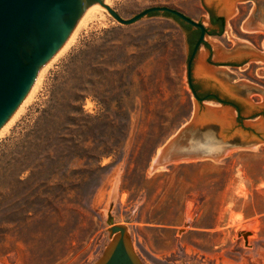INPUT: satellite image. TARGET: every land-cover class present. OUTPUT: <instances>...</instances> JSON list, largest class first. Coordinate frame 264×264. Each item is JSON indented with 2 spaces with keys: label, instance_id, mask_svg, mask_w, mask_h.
<instances>
[{
  "label": "rangeland",
  "instance_id": "rangeland-1",
  "mask_svg": "<svg viewBox=\"0 0 264 264\" xmlns=\"http://www.w3.org/2000/svg\"><path fill=\"white\" fill-rule=\"evenodd\" d=\"M110 5L125 19L169 6L208 28L207 8L219 16L204 0ZM235 7L223 33L206 36L193 79L199 93L237 102L197 74L219 49L264 51V29L246 24L264 20V0ZM102 14L52 64L0 138V264H94L108 243L116 182L112 214L129 225L146 264H264V143L151 172L194 111L187 64L199 29L165 13L127 25ZM219 64L252 99L264 98V61L245 55Z\"/></svg>",
  "mask_w": 264,
  "mask_h": 264
},
{
  "label": "water",
  "instance_id": "water-1",
  "mask_svg": "<svg viewBox=\"0 0 264 264\" xmlns=\"http://www.w3.org/2000/svg\"><path fill=\"white\" fill-rule=\"evenodd\" d=\"M204 1L215 7L219 17L227 19L241 0ZM99 6L121 24H132L154 12H168L200 30L187 64L188 84L196 99L194 111L162 146L157 161L160 166L197 157L219 160L232 149H252L264 143V98L252 99L242 84L233 83L232 74L225 69L227 64H219L245 55L264 61L263 50L249 48L239 55L232 49L222 50V58L202 61L204 72L196 70L199 79L214 83L238 101L213 93L200 96L194 86L193 63L210 35L206 25L169 6L147 7L125 19L104 0H0V132L12 124L36 90L38 78L82 34L86 20ZM263 22L256 27L250 18L246 24L264 29ZM212 98L216 102H207ZM116 194L117 186L112 191L107 217L108 243L94 264H146L135 251L129 225L115 221L112 208Z\"/></svg>",
  "mask_w": 264,
  "mask_h": 264
},
{
  "label": "bare ground",
  "instance_id": "bare-ground-1",
  "mask_svg": "<svg viewBox=\"0 0 264 264\" xmlns=\"http://www.w3.org/2000/svg\"><path fill=\"white\" fill-rule=\"evenodd\" d=\"M104 2H106V3H109L110 4V0H104ZM236 8V7H235ZM236 10V9H235ZM235 10H234V12H235ZM103 11L105 12L106 10L102 7V6H99L90 16H89V18L86 20V23H85V25H84V27H86L87 25H88V23L91 21L92 22V20H94L98 15L99 16H101L100 14H102L103 13ZM234 12L232 13V15L234 14ZM102 15H104V14H102ZM231 15V16H232ZM230 16V17H231ZM264 23V22H263ZM70 47V46H69ZM68 47V48H69ZM67 48V49H68ZM66 49V50H67ZM65 50V51H66ZM64 51V52H65ZM63 52V53H64ZM62 53V54H63ZM61 54V55H62ZM60 55V56H61ZM59 56V57H60ZM223 57V53L221 52V50L219 49V50H217L216 51V58H222ZM58 59V58H57ZM56 59V60H57ZM55 60V61H56ZM54 61V62H55ZM53 62V63H54ZM52 63V64H53ZM52 64H51V66H52ZM202 63H200V65H199V73L201 72V73H203L204 72V70L202 69L203 68V66L201 65ZM50 66V67H51ZM49 67V68H50ZM48 68V69H49ZM48 69L38 78V81H37V86H36V90L33 92V94L31 95V97L29 98V100L26 102V104L24 105V107L22 108V110L19 112V114L17 115V117L15 118V120L20 116V114L25 110V108H26V106L31 102V100L34 98V96H35V94L37 93V91H38V89L40 88V86H41V84H42V81H43V79H44V76L46 75V72L48 71ZM210 104H213V103H210ZM15 120L12 122V124L15 122ZM11 124V125H12ZM11 125L8 127V128H6L5 130H3L2 132H0V138L8 131V129L11 127ZM258 146V145H257ZM257 146H255V148L257 147ZM160 151H161V149L158 151V154L156 155V157L153 159V162H152V164H151V172H155V171H158V170H161L163 167H164V165H159V163H157V161H158V155H159V153H160ZM165 168V167H164ZM115 186H117V182L114 184V187ZM114 187H113V189H114ZM113 189H112V191H113ZM112 195V194H111ZM235 218H237V219H239V220H241L242 219V215L241 214H239V215H237V216H234ZM192 219H193V217L191 216V215H188V219L186 220V224H185V226L186 227H184V228H187V227H189V225H190V223H191V221H192ZM248 226H245V225H242L241 226V228H242V230H243V232H242V235L243 236H247V229H249L250 228V225L249 224H247ZM183 228V229H184ZM252 230H256L257 229V226H255V227H253V228H251ZM241 235V236H242Z\"/></svg>",
  "mask_w": 264,
  "mask_h": 264
},
{
  "label": "trees",
  "instance_id": "trees-1",
  "mask_svg": "<svg viewBox=\"0 0 264 264\" xmlns=\"http://www.w3.org/2000/svg\"><path fill=\"white\" fill-rule=\"evenodd\" d=\"M207 10H208V11L210 12V14H211L210 21H211V26H212V27H210V28L207 27L208 32H209L210 34H212V35H216V34H221V33H223V31H224V29H225V19H224L223 17H219V16L214 15L212 9L207 8ZM153 14H156V12L151 13V15H153ZM165 14L170 15V16H173L174 18L180 20L177 16L172 15L171 13L166 12ZM180 21H181V20H180ZM182 22H183V21H182ZM183 23H185V22H183ZM199 35H200V30H199L198 37L196 38L195 41L192 42V43H193V46H194L195 42L197 41V39L199 38ZM194 86H195V88H196V90H197V92H198V94H199L200 96H204V95H205V94H201V93H199V87H198L196 84H194Z\"/></svg>",
  "mask_w": 264,
  "mask_h": 264
}]
</instances>
